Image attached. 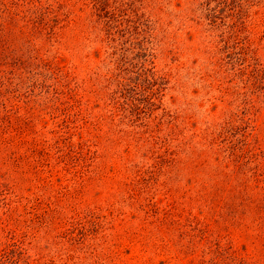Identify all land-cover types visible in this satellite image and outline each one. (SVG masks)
<instances>
[{
  "label": "rangeland",
  "instance_id": "obj_1",
  "mask_svg": "<svg viewBox=\"0 0 264 264\" xmlns=\"http://www.w3.org/2000/svg\"><path fill=\"white\" fill-rule=\"evenodd\" d=\"M101 1H19L60 31L0 85V264L256 258L240 200L212 176L234 148L229 183L264 200V0ZM164 218L194 235L193 255H157Z\"/></svg>",
  "mask_w": 264,
  "mask_h": 264
},
{
  "label": "trees",
  "instance_id": "obj_2",
  "mask_svg": "<svg viewBox=\"0 0 264 264\" xmlns=\"http://www.w3.org/2000/svg\"><path fill=\"white\" fill-rule=\"evenodd\" d=\"M15 1L18 3L13 0H11V2L0 0V85L9 83L14 77H19L20 73L17 72V70H20L21 72L27 67H32V65L39 66L38 61L42 59L40 51L45 43V40L41 38L50 39L57 36L58 31H60V29L55 30V25H49V22L53 20L48 17L49 15L38 14L35 10L29 11L28 13L20 12L19 1L21 0ZM92 1L93 7L96 11L99 12L102 10V8L100 9L102 3L101 0ZM106 34H108V31ZM216 66L218 69L214 70L216 76L215 80H217V85L220 86L223 83V71L220 70V63ZM35 84L36 82L32 85ZM14 91H17V89ZM2 97L3 96H0V100L3 101L0 102L1 109L7 112L9 104L7 103V99H3ZM220 136L221 132L216 134V138L215 136H212V140L208 141V145L206 146L207 148L210 147L209 150L205 148L208 154H213L215 157L217 156V159H219L218 151L211 146H213L214 140ZM226 157L228 158L227 164L216 165L217 172L212 176V187L215 190V193L222 197L227 193L231 194L229 196H231L232 203H236L240 200L238 205L241 207L240 213L242 214V217L237 219V225L239 226V229H242L243 231L245 229L249 236L252 237L253 241L251 243L255 242V240L259 243V250L257 251L256 258L251 256L250 259H247L229 254L228 257L230 258V264H264V200L259 201V199H256L253 191L250 189V180L248 178H244L245 185L243 187L238 186L237 190L232 188L231 183L229 182L233 178H238V175L243 176L238 170L240 167L241 156H239L237 151L233 148ZM206 161H208L207 155L201 164L204 165ZM218 161L219 160L216 162L218 163ZM228 163L232 164L233 169L231 172L229 171ZM234 211L235 213L237 212L236 208ZM154 229L157 233L154 236L151 245L154 247V250H158L159 253L157 255H162L164 254L162 252H167L170 260H182L181 256L186 258L193 255L198 247L194 235L181 229L176 220H168L166 218L158 220ZM250 231L252 233H250ZM164 232L166 234H164ZM203 232L205 233V231ZM174 235H177V238H175ZM203 236L200 238L201 240L204 238ZM148 241L150 242L151 239ZM144 246V248L147 249L149 243ZM152 246H150V248H152ZM211 251L213 250L211 249L210 252ZM154 253L155 252H153V254ZM217 260V257H213L210 264H216ZM203 261L204 260L202 259L196 264H203Z\"/></svg>",
  "mask_w": 264,
  "mask_h": 264
}]
</instances>
